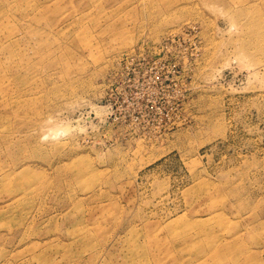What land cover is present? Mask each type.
<instances>
[{
    "label": "rangeland",
    "instance_id": "rangeland-1",
    "mask_svg": "<svg viewBox=\"0 0 264 264\" xmlns=\"http://www.w3.org/2000/svg\"><path fill=\"white\" fill-rule=\"evenodd\" d=\"M0 264H264V0H0Z\"/></svg>",
    "mask_w": 264,
    "mask_h": 264
}]
</instances>
